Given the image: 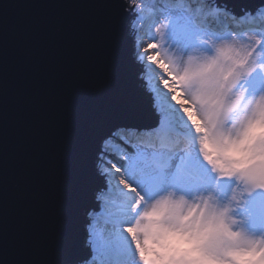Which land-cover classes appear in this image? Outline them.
I'll use <instances>...</instances> for the list:
<instances>
[{"label":"snow or ice","instance_id":"1","mask_svg":"<svg viewBox=\"0 0 264 264\" xmlns=\"http://www.w3.org/2000/svg\"><path fill=\"white\" fill-rule=\"evenodd\" d=\"M21 7L17 0L0 3V264H100V247L110 264H128L121 234L131 242L134 264H145L142 253L160 235L145 228L147 213L165 206L158 224L177 230L186 200L176 194L199 198L194 206L201 210L208 197L223 205L215 213L218 226L199 238L197 255L178 257L182 264H264V233H249L236 215L249 196L264 192V172L225 173L203 146L241 139L259 117L264 80L254 85L252 78L264 77V0H98L90 6L103 49L99 83L62 146L58 194L42 229L31 210L19 226L9 222L6 56ZM177 91L195 106L203 132L173 98ZM194 157L217 182L234 181L225 201L214 186L191 196L182 190L205 182ZM32 199L38 200L36 192ZM81 238L87 257L78 252Z\"/></svg>","mask_w":264,"mask_h":264},{"label":"water","instance_id":"2","mask_svg":"<svg viewBox=\"0 0 264 264\" xmlns=\"http://www.w3.org/2000/svg\"><path fill=\"white\" fill-rule=\"evenodd\" d=\"M97 2L17 0L21 15L15 34L9 33L6 56L10 227L31 210L42 229L55 205L62 146L81 103L99 83L103 49L91 27L90 7ZM4 68L0 56V75ZM78 252L89 255L82 238Z\"/></svg>","mask_w":264,"mask_h":264},{"label":"clouds","instance_id":"3","mask_svg":"<svg viewBox=\"0 0 264 264\" xmlns=\"http://www.w3.org/2000/svg\"><path fill=\"white\" fill-rule=\"evenodd\" d=\"M161 66L167 68L163 62ZM171 79L175 81V76ZM182 97L183 94L177 91L173 98L182 106L196 131L203 132L195 106L190 105V102ZM257 104L259 117L249 124L241 139L225 140L220 148L210 146L207 141L203 145L208 153L207 159L225 173L249 167H258L264 172V99L258 98ZM176 199L186 200L180 213L181 219L177 230L164 229L158 224L166 210L165 206L150 209L147 213L145 228L151 232H159L160 235L158 242L150 244L146 254L142 253L145 264H182L178 257L181 254L197 255L199 238L218 226L215 213L219 212L223 205L215 197L207 198L208 206L204 210L194 206L201 203L199 198L176 194Z\"/></svg>","mask_w":264,"mask_h":264},{"label":"rangeland","instance_id":"4","mask_svg":"<svg viewBox=\"0 0 264 264\" xmlns=\"http://www.w3.org/2000/svg\"><path fill=\"white\" fill-rule=\"evenodd\" d=\"M146 2L150 3L151 0H146ZM147 42V39H145V43ZM262 80H264V77H261L259 73H257L252 78V82L254 85L259 84ZM193 163L199 171L200 175L205 178V182L202 184H184L181 186L182 190L186 191L189 196H191L193 192L211 189L214 186L216 195L222 202L225 201L232 191L234 181L222 180L217 182L215 180V177L210 173V170L205 165H203L202 162L194 157ZM255 193L257 195L255 194L256 199L253 205L251 206L250 204L251 196H249L247 198V203L244 207V210L238 212L236 215L243 219V226L249 233L259 235L261 233H264V192ZM126 220L127 218H122L119 223H124L126 222ZM119 248L121 254L124 257L128 258V264H134V261H132L131 259V242L127 240L126 237H124L122 234L119 237ZM98 250V252L106 253L103 247L98 248ZM98 258L99 261L102 262V264H110L108 256L104 259L102 258V256H98Z\"/></svg>","mask_w":264,"mask_h":264},{"label":"trees","instance_id":"5","mask_svg":"<svg viewBox=\"0 0 264 264\" xmlns=\"http://www.w3.org/2000/svg\"><path fill=\"white\" fill-rule=\"evenodd\" d=\"M255 199H256V196H255V194L253 193V194H252V200L255 201ZM105 255H106V253L102 256V258H104Z\"/></svg>","mask_w":264,"mask_h":264},{"label":"bare ground","instance_id":"6","mask_svg":"<svg viewBox=\"0 0 264 264\" xmlns=\"http://www.w3.org/2000/svg\"><path fill=\"white\" fill-rule=\"evenodd\" d=\"M98 252V251H97ZM100 264H102V262H100Z\"/></svg>","mask_w":264,"mask_h":264}]
</instances>
